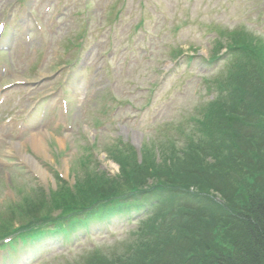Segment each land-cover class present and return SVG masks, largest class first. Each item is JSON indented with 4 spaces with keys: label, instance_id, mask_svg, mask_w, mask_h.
<instances>
[{
    "label": "rangeland",
    "instance_id": "obj_1",
    "mask_svg": "<svg viewBox=\"0 0 264 264\" xmlns=\"http://www.w3.org/2000/svg\"><path fill=\"white\" fill-rule=\"evenodd\" d=\"M0 22V220L13 223L37 216L58 182L73 186L86 171L117 176L106 153L117 138L139 149L188 131L211 98L204 79L221 71L202 57L222 32L264 38V0H0ZM192 48L199 57L189 61ZM27 156L45 174L32 173ZM135 225L94 222L101 235L74 232V243L53 241L5 264H103L138 243Z\"/></svg>",
    "mask_w": 264,
    "mask_h": 264
},
{
    "label": "trees",
    "instance_id": "obj_2",
    "mask_svg": "<svg viewBox=\"0 0 264 264\" xmlns=\"http://www.w3.org/2000/svg\"><path fill=\"white\" fill-rule=\"evenodd\" d=\"M215 46L207 60L220 75L204 79L211 98L192 127L158 146L145 141L140 155L114 143L107 153L118 175L86 171L73 186L58 182L45 212L21 228L24 240L46 225L68 236L66 227L122 217L140 226L138 243L98 258L103 264H264V38L236 29ZM12 225L2 222L0 237Z\"/></svg>",
    "mask_w": 264,
    "mask_h": 264
},
{
    "label": "bare ground",
    "instance_id": "obj_3",
    "mask_svg": "<svg viewBox=\"0 0 264 264\" xmlns=\"http://www.w3.org/2000/svg\"><path fill=\"white\" fill-rule=\"evenodd\" d=\"M40 143V141H39V137L38 136H35L34 138H33V145H34V147H35V149H39L40 148V146H41V144H39ZM37 170V169H36ZM40 173V172H39Z\"/></svg>",
    "mask_w": 264,
    "mask_h": 264
}]
</instances>
